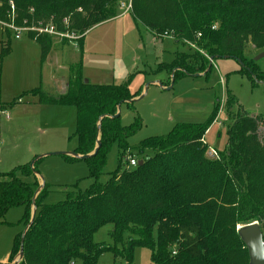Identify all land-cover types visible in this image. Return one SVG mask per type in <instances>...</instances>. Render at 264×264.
Listing matches in <instances>:
<instances>
[{
    "label": "trees",
    "instance_id": "1",
    "mask_svg": "<svg viewBox=\"0 0 264 264\" xmlns=\"http://www.w3.org/2000/svg\"><path fill=\"white\" fill-rule=\"evenodd\" d=\"M15 23L22 25L53 21L61 30L63 20L80 37L91 27L118 15L112 8L120 0H12ZM10 0H0V19L8 20ZM132 16L155 36L171 33L198 49L176 51L170 63L158 70L178 76L207 75L213 68L209 57L235 58L242 71L255 82L264 81V69L245 52L247 42L264 51V0H132ZM8 34L9 30H5ZM45 58L52 45L48 34L30 35ZM10 51L2 42V58ZM82 55V54H81ZM81 59L73 65L69 87L52 95L36 87L30 94L43 105L76 108V138L73 151L90 154L85 160L95 182L85 192H69L66 199L47 203L49 184L41 186L37 161L0 171V222L16 206L25 208L22 221L27 226L33 205L36 213L24 236V255L18 264H97L109 251L115 258L132 264L136 246L147 247L155 264H249L248 250L238 234V225L258 221L264 234V114L250 115L236 98L225 92L229 125L227 143L219 158H208L205 134L219 113L217 100L203 121L177 122L169 133L151 136L131 151L128 138L141 126L136 115L131 124L121 122L118 105L132 104L128 81L94 84L82 80ZM19 97L17 101L20 102ZM15 102V101H14ZM13 102V103H14ZM9 103V104H13ZM4 107V104H0ZM117 142L120 160L135 155L142 164L117 169L110 179L99 183L111 145ZM68 160H84L65 155ZM106 224L115 244L94 240ZM234 235L229 237L230 232ZM128 238L124 240V234ZM22 234L15 237L5 262L13 264ZM244 247L245 255H241Z\"/></svg>",
    "mask_w": 264,
    "mask_h": 264
},
{
    "label": "rangeland",
    "instance_id": "2",
    "mask_svg": "<svg viewBox=\"0 0 264 264\" xmlns=\"http://www.w3.org/2000/svg\"><path fill=\"white\" fill-rule=\"evenodd\" d=\"M112 8L118 11L117 16L94 25L83 34L82 52L76 40L60 46L57 38L52 37L45 58H42L40 44L30 36L33 32L16 38L13 32L8 34L0 26V51L3 41L10 44V51L0 64V104L5 103L4 109L9 114V118L5 115L0 118V171L8 172L19 165L30 164L45 153L71 151L76 145V138L71 137L76 128V108L43 105L36 95L28 92L36 87L54 95L62 92L72 77V64L79 59L82 80L95 83L128 81L134 102L121 104V122L128 125L136 115L141 118L140 128L128 138L132 152L141 140L165 135L177 122L205 120L217 100L221 101L219 119L222 121L224 115L228 117L227 91L250 115L264 114V82L253 81L235 58H216V67L213 66L207 75L178 76L175 82L165 86L168 72L158 70L159 65L170 63L176 51H190L189 46L176 42L171 35L155 36L146 26L136 22L131 12L122 13L119 3ZM25 24H29L27 20H23L22 25ZM245 52L253 59L261 53L251 42H247ZM256 61L264 69V56ZM168 86L172 87L168 89ZM22 94L20 102L17 101ZM229 122L228 119V125ZM226 128L215 125L208 130L205 142L209 148L223 150L226 147ZM37 167L39 176L49 184L47 203L60 202L69 192H85L95 182L85 159L70 161L65 155L50 154L39 159ZM127 167L126 160L124 163L120 160L118 143L114 142L107 152L99 183L107 182L117 169ZM24 211L23 206L12 207L0 222V261L8 258L16 235L25 229ZM112 228V224L101 227L94 234V240L115 244L110 236ZM128 235L124 234V240ZM233 235L231 231L229 237ZM244 250L241 247V255H245ZM97 264L126 262L105 251ZM132 264L155 263L147 247L136 246Z\"/></svg>",
    "mask_w": 264,
    "mask_h": 264
},
{
    "label": "built area",
    "instance_id": "3",
    "mask_svg": "<svg viewBox=\"0 0 264 264\" xmlns=\"http://www.w3.org/2000/svg\"><path fill=\"white\" fill-rule=\"evenodd\" d=\"M10 6H11V10L8 13V20L0 19V26L3 27L5 30H9L13 32L16 38H20L25 32H28V31L34 32L36 34H48L52 37H56V38H59L60 40H66V41L76 40L77 38L80 37V35L77 34V32L70 30L68 28V19L63 20V24H64L63 30L59 29L53 21H50L49 23H46V24H43L42 22L35 23L34 21H32L31 24L17 25L15 23V4L12 0H10ZM119 6L122 9V13L128 12V11L131 12L132 0H120ZM162 35H161L162 37L167 36V35L173 36L171 33H168V32H165ZM186 43L189 47L193 49H198L195 43H192L189 41H187ZM207 57L209 58L210 63L213 66H215L214 60L209 56ZM4 108L5 107H2L0 105V118L2 115H5L7 118H9V114L7 110ZM219 114L220 113H218L213 124H217L218 126L223 125L227 127L228 117L224 115L223 120L221 121L219 119ZM207 156L211 159H218L219 152L217 149L213 147H210V148L208 147ZM138 163H139V160L135 155H130L127 157V165H128L127 168L135 167Z\"/></svg>",
    "mask_w": 264,
    "mask_h": 264
},
{
    "label": "water",
    "instance_id": "4",
    "mask_svg": "<svg viewBox=\"0 0 264 264\" xmlns=\"http://www.w3.org/2000/svg\"><path fill=\"white\" fill-rule=\"evenodd\" d=\"M262 56H264V51H262L258 56H256L254 60H258ZM225 58H227V56H225ZM237 60L241 64H243L240 59H237ZM195 75L197 76L199 74H195ZM85 82H88V80H85ZM260 82H264V81H260ZM160 84H162V83H160ZM167 88L170 89L171 86H169ZM120 107H121V103L118 105V112L115 114L116 117L120 115ZM99 147H100V141L98 140L97 146L95 147L94 151L91 152L90 154L80 155L74 151H57V152H52V153H45V154H42V155L35 157L32 160V162L30 163V165L33 167L34 163L37 160L41 159L44 156L50 155V154L70 155V156H74L77 158L85 159V158H88L91 155L95 154L98 151ZM142 163H143V160H140L139 164H142ZM40 178H41V186L38 188L36 194L41 190V188L45 182L43 177L40 176ZM35 213H36V206L34 204L33 210H32V215H31V220L23 231L20 251H19L17 257L15 258V261L13 262V264H18L20 262V260L23 258V255H24V236H25V233L27 232L29 226L32 224V222L34 220ZM237 229H238V234H239L241 240L243 241V243L245 244V246L248 250L249 264H264V234H263L260 223L258 221H254L252 223L239 225Z\"/></svg>",
    "mask_w": 264,
    "mask_h": 264
},
{
    "label": "crops",
    "instance_id": "5",
    "mask_svg": "<svg viewBox=\"0 0 264 264\" xmlns=\"http://www.w3.org/2000/svg\"><path fill=\"white\" fill-rule=\"evenodd\" d=\"M55 39H56V37H55ZM57 41L59 42V44H60V46L61 45H65L68 41H66V40H60L59 38H57ZM77 62H78V60H77ZM77 62H75L74 64H72V65H75ZM201 74H204V72H202V73H200L199 75H201ZM199 75H197V76H199ZM205 75V74H204ZM196 76V75H195ZM172 76H171V74H169L168 73V77H167V84L165 85V86H167V85H170L171 84V82H173V80H172V78H171ZM70 79L71 78H69V81H68V84L66 85L65 84V87L63 88L64 90L62 91V92H60V93H57V94H55V95H59V94H63V93H65L66 91H67V89H68V87H69V83H70ZM89 82V81H88ZM90 83H94V84H111V83H115V82H110V83H95V82H90ZM115 84H120V83H115ZM169 87V86H168ZM172 87V86H171ZM48 94H50L48 91H46ZM52 95H54V94H52ZM133 101H134V99H133ZM5 104V103H4ZM213 107H214V104H213ZM213 107H212V109H213ZM212 109H211V111H212ZM211 111H210V113H211ZM209 113V114H210ZM215 125H217V124H212L211 126H210V128L211 127H213V126H215ZM209 128V129H210ZM208 129V130H209ZM208 130H207V132H208ZM207 132H206V134H207ZM205 134V135H206ZM76 146V145H75ZM74 146V147H75ZM74 147L71 149V151H73V149H74ZM26 227V226H25ZM7 260V259H6ZM6 260H4L3 262H5Z\"/></svg>",
    "mask_w": 264,
    "mask_h": 264
}]
</instances>
